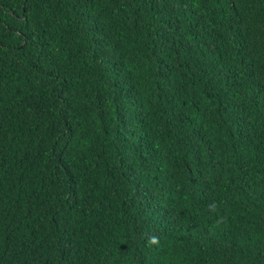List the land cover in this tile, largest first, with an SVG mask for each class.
I'll return each mask as SVG.
<instances>
[{"label":"trees","instance_id":"obj_1","mask_svg":"<svg viewBox=\"0 0 264 264\" xmlns=\"http://www.w3.org/2000/svg\"><path fill=\"white\" fill-rule=\"evenodd\" d=\"M0 264H264V0H0Z\"/></svg>","mask_w":264,"mask_h":264}]
</instances>
